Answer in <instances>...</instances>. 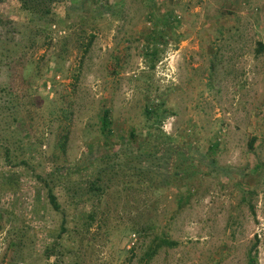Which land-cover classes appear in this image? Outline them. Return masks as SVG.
Returning a JSON list of instances; mask_svg holds the SVG:
<instances>
[{
    "label": "rangeland",
    "instance_id": "rangeland-1",
    "mask_svg": "<svg viewBox=\"0 0 264 264\" xmlns=\"http://www.w3.org/2000/svg\"><path fill=\"white\" fill-rule=\"evenodd\" d=\"M31 2L0 0V264H264V0Z\"/></svg>",
    "mask_w": 264,
    "mask_h": 264
},
{
    "label": "trees",
    "instance_id": "trees-1",
    "mask_svg": "<svg viewBox=\"0 0 264 264\" xmlns=\"http://www.w3.org/2000/svg\"><path fill=\"white\" fill-rule=\"evenodd\" d=\"M18 2H19V4L21 5V7L23 8V9H25V10H30V5L33 3V2H31V0H18ZM2 22L0 21V24H1ZM90 45H91V41H89L88 43H87V47H90ZM146 112V115L147 116H149V117H151L152 115H154L155 114V112H150L148 109L145 111ZM155 118H157V115L155 116ZM99 123H100V131H101V133L102 134H104V135H106V136H110V134H111V125H112V123H111V119H110V112L108 111V110H103L102 111V114H101V116H100V119H99ZM64 144H65V136L64 137H62L61 138V142L58 144V145H60V147H61V150L62 151H64L65 149V146H64ZM116 168V167H115ZM116 173V170L114 171V172H112V174L113 175H108V177H107V182L108 183H114L115 182V180H113L112 179V176H114L115 177V174ZM108 174H110L109 172H108ZM99 181H100V179H96L95 181H92V182H89L90 183V187L92 188L91 189V191L92 192H102V189H100L101 188V185H99ZM101 182L102 183H104L102 180H101ZM104 187H106V184H105V186ZM47 199H48V203H49V205H50V207L52 208V210L54 211V212H57V213H61V208H60V205H59V203H58V201H57V198H56V196L54 195V193L52 192V190H51V188L49 189H47ZM90 219H92V216H90L89 217ZM86 225V224H85ZM64 227H65V224H63L62 225V229H61V233H63V234H65L66 233V230H64ZM137 227V226H136ZM83 229H85L86 230V228L85 227H83ZM152 229V226L150 225V226H145L144 228H143V230H144V233L143 234H140L141 236H144V235H147V233L150 231ZM87 231V230H86ZM136 232V231H135ZM154 241H156V239L155 240H153L151 243H153ZM258 243V242H257ZM162 244H164V245H170L169 243H167V242H165V241H163V242H161V244L160 245H162ZM257 245V244H256ZM254 246V249H256V247L257 246ZM58 243L57 242H55L54 243V247L53 248H51V250H49L46 254H47V256L49 257V256H52V255H55V256H57V254H58ZM153 253H155V251H153L152 252V254ZM255 263V260L253 259V258H250V261H249V264H254Z\"/></svg>",
    "mask_w": 264,
    "mask_h": 264
}]
</instances>
